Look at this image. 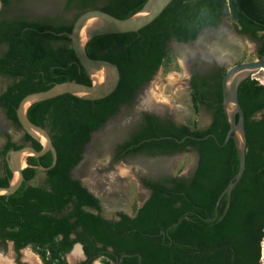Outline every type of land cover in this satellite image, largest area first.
Segmentation results:
<instances>
[{
  "label": "trees",
  "instance_id": "trees-1",
  "mask_svg": "<svg viewBox=\"0 0 264 264\" xmlns=\"http://www.w3.org/2000/svg\"><path fill=\"white\" fill-rule=\"evenodd\" d=\"M2 1L7 4L9 0ZM64 1V9L77 10L75 18L93 8L125 18L146 0ZM224 13L236 30L259 42L258 57L264 58V0H172L159 16L138 31L97 35L86 43L90 57L118 66L119 83L104 98L85 100L65 93L29 106L28 118L48 130L57 159L52 168L40 171L37 166L51 164V153L28 157L20 187L9 196L0 195L1 241H12L16 252L28 245L39 249L42 257L49 251L47 264H67L63 254L75 242L81 243L89 254L109 245L117 255L139 252L141 264H262L264 84L255 78L247 77L238 86L247 139L245 169L231 191L224 215L227 197L221 198L215 221L207 218L214 216L218 195L238 169L234 141L230 138L220 146L212 137H186L182 142L175 138L214 133L223 141L229 125L222 104L221 71L192 82L194 105L203 106L210 114L206 127L163 123L145 113L142 122L118 145L121 155L194 151L197 156L196 167L186 180L144 179L151 194L134 217L119 212L120 218L115 221L93 212L91 209L99 210L98 198L70 175L82 158L91 133L123 106H132L140 87L170 61L172 38L192 41L205 28L216 27ZM72 23L45 19L0 23V44L5 45L0 54V76L8 77L0 92V107L17 127L21 128L16 107L26 94L68 80L91 83L71 48L70 38L56 34L70 31ZM5 137L0 150V186H7L11 177L4 159L9 150L27 142L41 149V144L26 132L24 143L12 141L9 134ZM37 174L42 179L33 183ZM174 222L177 224L161 232ZM137 259L124 257L123 261L137 264Z\"/></svg>",
  "mask_w": 264,
  "mask_h": 264
},
{
  "label": "rangeland",
  "instance_id": "rangeland-1",
  "mask_svg": "<svg viewBox=\"0 0 264 264\" xmlns=\"http://www.w3.org/2000/svg\"><path fill=\"white\" fill-rule=\"evenodd\" d=\"M20 8L26 10V14L31 15L32 18H43L53 22L70 23L74 21L76 16L71 9H64L63 0H24L17 7V9ZM231 27L229 21L225 19L221 28L203 31L196 43L190 48L193 47L196 51H200L204 61L215 62L214 66L217 68L227 69L233 64L254 60L259 42L251 37L237 35L236 31L233 30L234 28L232 29ZM185 47L187 46L179 43H170L171 59L166 66L161 67L160 73L151 80L149 87H147L148 94L153 95L154 98L164 104L162 107V110H164L161 113L167 112L169 116L178 122L189 123L197 127H206L210 121L209 112L194 105L190 92L183 84L185 72L184 65H182L184 59L181 51ZM255 77L259 79L260 83L264 84L263 72L257 73ZM7 82L8 78L6 76H0V91ZM141 94L143 96V89L139 92V96ZM139 96L134 107L123 106L117 115L112 117L104 127L92 135L91 142L87 146V151L89 150V152L86 151L84 159L72 173L74 177H81L82 182L101 198L105 206L103 213L107 217L111 216L115 210L121 209L123 204H126L128 208L131 207L134 200L139 199L138 194L141 192L138 183L140 177L132 172L126 174L112 172L107 174V176L101 172L110 158L113 146L127 137L131 130L135 128L136 116L139 111H143L139 107ZM5 134H10L14 140H20L22 129L9 121L0 107V146L4 142ZM194 159V151H182L175 154L144 156L138 159L127 158L122 165L133 167L132 171L139 169L143 172L150 170L153 172L157 171V173L165 171L178 174L186 171L193 164ZM1 167L3 168V159L0 156V169ZM41 176L39 174L38 178L32 182H38ZM87 177L92 178L90 183L87 181L89 180ZM98 177L101 178L98 179ZM263 248L264 241L261 243V261ZM11 250L12 248L9 244L5 247L0 246V257L1 255H6L13 262ZM38 252L39 249L28 245L22 250L23 258L32 260L30 264L45 263L39 257L40 254ZM65 259L68 262L70 261L69 256ZM98 261L96 260V263Z\"/></svg>",
  "mask_w": 264,
  "mask_h": 264
},
{
  "label": "water",
  "instance_id": "water-1",
  "mask_svg": "<svg viewBox=\"0 0 264 264\" xmlns=\"http://www.w3.org/2000/svg\"><path fill=\"white\" fill-rule=\"evenodd\" d=\"M171 1L172 0H146L136 12L125 18L116 17L98 8L89 9L82 12L74 19L70 31L56 33L57 35L65 34L70 38L71 48L74 51V54L80 65L86 71L91 83L85 84L71 80L59 82L53 84L48 89L28 93L19 101L16 107V117L18 123L24 132L29 134L33 139L41 144V149L37 150L32 145H23L20 148L11 149L7 152L4 159L8 169L11 171V177L7 186H0V195L9 196L20 187L24 181L22 170L25 166H27L26 160L28 157H40L47 152L51 153V164L49 166H37V169L40 171H46L52 168L56 163L57 153L50 134L46 128L32 122L28 118L27 110L29 106L35 102L50 99L65 93L72 94L85 100L100 99L111 94L116 89L120 80L118 66L109 60L90 57L85 49L86 43L92 37L97 35L136 32L159 16ZM1 5L2 1L0 0V8ZM209 29L212 28H205L200 33H198L194 40L188 42H180L176 38H172L171 42L187 46L181 51L184 59L182 65H184L188 58L193 57V53L195 54V48H190V46H193L196 43L203 31ZM261 70H264V59H255L233 64L222 74V104L229 125L222 142L219 141L214 133H209L203 137H193L191 135H187L181 139L175 138L176 141L182 142L186 137L193 139H205L207 137H212L214 141L220 146H223L230 138L234 141L238 155V169L231 180L224 187L222 192L218 195L214 207L215 214L214 216L207 218L209 221L216 220L218 216L217 206L224 195L227 197L223 215L225 214L229 206L231 191L240 181L245 169L247 139L244 127V112L238 99V86L240 82L247 77L255 78L254 75L259 73ZM160 71L161 67L157 69L153 78H155L160 73ZM149 84H146L142 87L143 96L142 94L140 96L138 94L140 97L139 107L150 112L161 113L164 109H159L156 106L148 105L144 102V98L148 92L147 87H149ZM259 115L260 113L257 114V116ZM110 120H108L107 123ZM99 130H95L93 133H91V136ZM176 224L177 222L170 224L161 232L164 233L168 231L171 226ZM7 241L10 246L13 245L12 241ZM126 255L136 256L138 258L137 264H141L142 256L140 253H127ZM4 259H7V261ZM3 262L12 264L7 256L0 257V263Z\"/></svg>",
  "mask_w": 264,
  "mask_h": 264
},
{
  "label": "flooded vegetation",
  "instance_id": "flooded-vegetation-1",
  "mask_svg": "<svg viewBox=\"0 0 264 264\" xmlns=\"http://www.w3.org/2000/svg\"><path fill=\"white\" fill-rule=\"evenodd\" d=\"M23 1L24 0H9L7 2V4L3 3V1H2V5H1V8H0V23L2 21H11V20H14V19H24V20H28V21H30V20L43 19V18H32L31 15L26 14V10H24L23 8L22 9L21 8L20 9H17V7L20 4H22ZM71 10L73 12H75V15L77 14V10H74V9H71ZM225 19L227 21H229V24H231V26H232L231 28L232 29L234 28L233 30L236 31L235 33L237 35H239V36H245V37H249L250 38V35L244 34V33H240L238 30H236V28L234 27L232 21L229 19L228 15L226 13H224L221 16V19H220L219 24L216 27H213L212 29L221 28L223 26L224 22H225ZM258 47H257V49L255 51V59H264V58H259L258 57V53H257ZM4 50H5V45L4 44H0V54H2L4 52ZM214 63L215 62H208V61L206 62V61H204V59L202 58V55L200 54V51H198V50L195 51V54L193 53V57H190V58L187 59V61L184 63L185 76H184L183 84L187 87V90L190 92V94H191V90H192V82H193V79L203 80V79L207 78L208 76H211L216 71H221L222 72L221 74H223L229 68V67L227 69L217 68L216 66H214ZM160 67H162V66H160ZM156 71H155V73H156ZM155 73L153 74V76L151 77V79L149 81H147L146 83H144L140 87V89L138 90V92L136 93V95L134 97V101L132 103L133 104L132 105L133 107L135 106V102L137 100L138 94L141 91L142 87L145 86L146 84H149V82H151V80L153 79ZM4 88H5V86L3 87V89L1 91H3ZM201 108L205 109L203 106ZM118 113H119V110H118V112L115 115H117ZM145 113L157 117L159 119V121L160 122H163V123H165L166 121H172L173 123H176V124H180V123L181 124H184L183 122H178V121L174 120L171 116H169L167 114V112H165V113H154V112H150V111H147V110H143V111H139L138 114H137V116H136L137 117L136 118L137 119V122H136L135 128L138 126V124L140 122H142V118H143V116H144ZM115 115H113L112 117H114ZM110 119H108V120H110ZM107 121L103 124L102 127H104L106 125ZM102 127H100V129ZM133 130H131V132ZM23 136H24V131L23 130H22L21 136L19 137L20 140H18V139L14 140L13 137L10 135L11 140L12 141H15V142H18V143H24ZM128 136L125 137L123 140L118 141L113 146V150H112V153L110 155V158H109L107 164L105 165L104 170L101 171L102 174H105L107 176V174L112 173V172L113 173H116V174L119 173L118 166L124 164V162H126L125 160L127 158L138 159V158H141V157H144V156H150V155H146V154H135V155L127 154V155H121L120 154V151L118 149V145L122 141L126 140L128 138ZM91 139H92V136L90 137V140L84 145L83 152H82V158L74 166L73 170L70 171V175H71L72 178L78 179L83 186H85L95 197L98 198V200H99V210H97L95 208L94 209H91V210L93 212H95V213L101 214L103 217H105L108 220L109 219H112V220H115V221L119 220V218H120L119 215H118L119 212L124 213L126 215H129L130 217H134V215L136 214V210L143 205V203L146 201V199L151 194V189L143 184V180L144 179L149 180V181H157V182H167L168 180H171L173 178L186 180V179H188L191 176L192 172L194 171V169L196 167V163H197V156H196V153H195V159H194L193 164L190 165L186 169V171H184L183 173L174 174V173H170V172L168 173V172H165V171H161V172L157 173V171L156 172H153V171H150V170L147 171V172H143L142 170L134 169L131 172L134 175H137V176L140 177L138 179V183H139V186L141 188V192H139V194H138L139 199L138 200L137 199L134 200L133 204H131L132 206L129 207V208L127 207L126 204H123L121 209L115 210L114 213L111 216H108L107 217L103 213L104 212V209H105V206L102 203L101 198L97 194H95L94 191L91 188H89L87 185H85L82 182L81 177H74L72 175V173L75 170V168L84 159V157H85L84 154H86L87 146L91 142ZM4 140H6V137H5ZM23 145H31V143L30 142H27V143H24ZM1 146H3V144H1ZM1 146H0V150H1ZM87 152H89V150ZM156 173H157V175H156ZM38 175L39 174H37L35 176L34 180H36L38 178ZM87 178L89 179L87 181H89V183H90V181H91L92 178L91 177H87ZM100 178L101 177H98V179H100ZM40 179H42V178H40ZM71 237H74V235L72 234ZM8 244L9 243H8L7 240L6 241H1L0 240V246L1 247L2 246L3 247L8 246ZM76 245H78V246H76ZM11 248H12L11 251L13 253V257H12L13 258V262H12V259H11L12 264H30V262L32 260L31 261L28 260V259L25 260L23 258L22 250L25 247L19 249L18 252L15 251L13 245H11ZM134 253H136V252H134ZM126 254L127 253L124 252V253H121L120 255H117V253H115L113 247L110 246V245L107 246V247H105L100 252L90 253L89 254V253H86L85 252V250L83 248V245L81 243L75 242L72 245V247L70 248V250L67 251V252H65L63 254V257L65 259V258H68V256H69V259H70L69 262H68L67 259H65V261H66L67 264H98V263L99 264H127L126 262L123 261L124 260V257H136V256H128ZM5 256L6 255H1V257H5ZM39 257H41L42 260L45 262L43 264H47L45 260H49V258H50L49 251H46L45 252L44 257H42L41 255H39ZM96 260H99L98 263H96Z\"/></svg>",
  "mask_w": 264,
  "mask_h": 264
},
{
  "label": "bare ground",
  "instance_id": "bare-ground-1",
  "mask_svg": "<svg viewBox=\"0 0 264 264\" xmlns=\"http://www.w3.org/2000/svg\"><path fill=\"white\" fill-rule=\"evenodd\" d=\"M260 72H263V73H264V70H261ZM254 77H255V75H254ZM255 78H256V77H255ZM257 79H258V78H257ZM258 80H259V79H258ZM146 96H147V97H146ZM146 96H145L146 101H145V98H144V102H145L146 104H148V105H152V106H156L157 108L162 109V107L164 106V104L161 103L160 100H157L156 98H154L153 95L148 94V92H147ZM152 96H153V97H152ZM118 168H119V172H121L122 174H126V173H130V172L132 171V168H133V167H130V166H128V165H121V166H119ZM9 257H10V256H9ZM4 260L7 261V259H4ZM262 261H263V264H264V248H263V254H262ZM0 264H8V263L3 262V263H0ZM33 264H35V263H33Z\"/></svg>",
  "mask_w": 264,
  "mask_h": 264
},
{
  "label": "crops",
  "instance_id": "crops-1",
  "mask_svg": "<svg viewBox=\"0 0 264 264\" xmlns=\"http://www.w3.org/2000/svg\"><path fill=\"white\" fill-rule=\"evenodd\" d=\"M3 173V168L1 167V169H0V175Z\"/></svg>",
  "mask_w": 264,
  "mask_h": 264
}]
</instances>
